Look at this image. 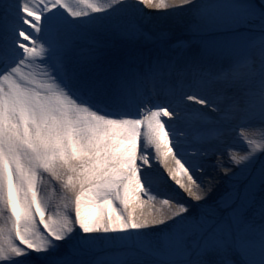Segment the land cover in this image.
<instances>
[{
  "label": "snow or ice",
  "instance_id": "obj_1",
  "mask_svg": "<svg viewBox=\"0 0 264 264\" xmlns=\"http://www.w3.org/2000/svg\"><path fill=\"white\" fill-rule=\"evenodd\" d=\"M74 3L0 0V264H67L58 249L74 237L76 251L89 250L100 237H147L161 225L162 239L179 244L194 229L206 238L205 250L232 242L253 257L249 264H264V229L258 248L237 238L245 230L240 201L257 172L264 187V152L258 168L256 156L232 157L239 175L225 171L239 184L215 202L223 216L207 206L212 187L201 191L197 175L217 152L242 145L238 129L253 119L264 127V0L258 13L245 0ZM142 5L160 16L189 11L193 31L233 35L203 41L188 61L105 64L77 52L86 31L134 36L136 25L124 17L151 18ZM257 16L258 46L236 31ZM151 148L164 179L201 202L199 216L170 198L159 200L156 214L144 210L155 199Z\"/></svg>",
  "mask_w": 264,
  "mask_h": 264
},
{
  "label": "rangeland",
  "instance_id": "obj_2",
  "mask_svg": "<svg viewBox=\"0 0 264 264\" xmlns=\"http://www.w3.org/2000/svg\"><path fill=\"white\" fill-rule=\"evenodd\" d=\"M246 1H247V3L253 5L256 8L257 13L259 12L260 6L258 4V1H256V0H254V1L253 0H246ZM70 2L74 3V0H70ZM93 2H95V1L93 0ZM96 3H102V0H98V2H96ZM74 7L77 8V10H78L79 7H83V6L77 5L74 3ZM157 11H160V10H155V11L154 10L149 11L148 9L144 10V12H146V13H152L153 14L151 16V18H145L144 16L140 15L139 13H129L124 17V19L127 22L134 23L138 29V31L136 32V34L134 36L129 37L130 39H132L131 41H129L130 46L140 47V50L141 49L144 50L145 48L143 45H145L146 47H148L150 49V53L152 54L151 50L156 49V47L159 44H162V45L164 44L163 41L160 42L159 40H157L158 36L162 40L164 37L163 35H167V37L177 36V38L179 39L180 37H183V35L188 34L191 36L195 35V38L198 37V39H202L200 37V35H202L203 32L193 31L192 25L189 26V22L193 21V16L189 11H183V12H180L178 14L171 15V16L156 15ZM249 24H251V25L254 24L256 27L259 28L258 16L251 23H245V24L238 25L236 31H238L239 33L246 36L247 34H246V32H243V30ZM181 29L185 30V31H179ZM174 31H177V32H175V35L172 33ZM93 33L95 34V39H93V40H96V41L97 40L102 41V38L104 39V37L106 35H111L112 38H117L119 41L125 40V42H126V40L129 39L126 37L122 38V36H120L118 34H115L112 32H107V31L94 30ZM157 34H158V36H157ZM204 34H205V38L206 39L209 38L208 40H210V34L211 33H204ZM230 34L233 35L232 32H230ZM224 38L226 39L227 37L224 36L223 39ZM227 39H229V38H227ZM120 44H121V42H120ZM137 50H139V49H137ZM139 51L137 52V54H139L141 52V51L140 52ZM147 52H149V51H146V54H147ZM150 53H148V54H150ZM258 58H259L258 53H256V61H257L256 66L257 67L259 66L258 65ZM36 73L38 74L37 71H36ZM256 120L257 119H253L251 121L252 127L258 123ZM252 127H249V129L251 128L250 130H252L253 129ZM245 130L246 129H244L242 131H244V133H245ZM238 131H240V130H238ZM261 138L262 139H260L258 141L253 136H246V133H245L242 145H237V147H236L237 151H239L240 154H236L235 157L237 159H239L240 156H247V155L256 156L257 159H256L253 167L258 168L259 162H260L259 153L264 152V135H262ZM233 149L234 148L231 149V151H232L231 154L234 156ZM153 155L154 154L152 153V157L154 158ZM241 163H243V161ZM223 166H224L223 168H228L229 170H232L233 173H235L237 170V167L239 165H237L232 159L227 164L224 163ZM152 169L153 170H151V172H153V173L158 172V171H164L165 166H164V164H161V165L157 164L156 166L154 165ZM224 174L226 176L222 177L219 181L220 182L219 186L215 187V191H218V192L222 191V195L226 191L232 190L234 185L239 184V182L234 178V176L227 175L225 171H224ZM236 175H239V174H236ZM228 181H230L229 186H227ZM152 195L156 196L153 193H152ZM142 199L147 200V197L146 196L142 197ZM219 199L220 198H217L214 200L217 201ZM237 203H239V202L237 201ZM240 204H241V208L239 210L243 212V217L248 216L247 215L248 212H250V214H251L252 211L256 209V207H258L260 209L259 211L258 210L257 211L258 212L261 211L260 213L262 214V217H264V209L261 208V205L264 204V187L261 186V177H260L259 172H257L256 174H254L252 176V180L245 190V198L241 199ZM251 204H253L252 208H250ZM214 208H216V206ZM217 210L222 212L223 215L225 214L224 210H222V209H217ZM190 214L194 215V216H199L197 214V210H195V208L191 209ZM176 227H177V229H179L183 226L178 224ZM162 228H163L162 225L158 226L157 233L150 232V234H148L147 237L138 236L137 237L138 241H135L133 239L130 241L129 244H127L125 246H123L121 240H118L119 239L118 237H116L117 239H111L110 238L109 240H103V241L97 239V242L94 245V247L89 249L88 251L90 252V250H94V251L96 250L97 252L100 253L104 249V247H107V245H109V244L111 246L116 247L115 249L112 248L109 251V253L102 251L103 254H109L112 256V257L111 256L107 257L108 261H112V259H113L112 264L113 263L114 264H121L123 262V260H125L127 258H132L135 262H137V264H209V263H214L215 260L222 261V264H236V257L233 256L231 253H229L228 250L230 251L231 248L235 249V250L236 249L239 250L242 248L239 244L229 242L228 244H226L223 247L224 249H227V252L225 253V255L223 257H221L220 253L215 252V250L217 248L209 247L208 249L205 250L202 247L203 243L206 242V238L203 237L198 231H196L194 229H186L185 239L183 240L182 243L178 244L174 240L170 241L167 239H162L160 237V235L158 234L159 230ZM245 230H248V228L245 227ZM245 230L243 232L239 231L240 234H238L237 238L239 239L241 236L245 235L246 239H247V243L249 245L255 247V248H258L259 243H260L261 231L260 230L257 231L252 236V238H250L249 237L250 231L246 232ZM103 242H104V244H103ZM104 245H106V246H104ZM67 246H69V245L63 244L58 250H63V247H67ZM182 250H184V253H180V251H182ZM72 254L73 253H71V255L70 254L67 255V257L73 258ZM75 254H77V253H75ZM115 256H117L118 259L115 258ZM60 257L63 258L62 255ZM210 257H212V259H209ZM154 258H156V260ZM252 258L253 257L250 256V259H252ZM65 259L66 258L64 256V260ZM257 259H258V257H257ZM153 260H155V261H153ZM81 263L86 264L85 261H81Z\"/></svg>",
  "mask_w": 264,
  "mask_h": 264
},
{
  "label": "bare ground",
  "instance_id": "obj_3",
  "mask_svg": "<svg viewBox=\"0 0 264 264\" xmlns=\"http://www.w3.org/2000/svg\"><path fill=\"white\" fill-rule=\"evenodd\" d=\"M95 3L98 2V0H94ZM254 1V0H253ZM258 1L259 6H261V0H256ZM124 2H126L127 4L131 5L134 2H136V0H124ZM245 2L247 3V1L245 0ZM111 3V0H102V4H104L105 6L109 5ZM258 6V7H259ZM143 8L148 9L146 5H142ZM144 9V10H145ZM149 11L154 10V9H148ZM155 11V10H154ZM193 24V21L189 22V26H191ZM185 26V25H184ZM245 30V31H244ZM243 32H246V36L245 37H250L252 38L256 45L258 46L259 41H260V28L256 27L254 24H249L244 28ZM178 31V30H177ZM172 32L175 35V32ZM179 31H185V30H179ZM94 30L92 31H86L83 35V38L77 41V52L79 54H83V55H89V54H95L98 57V62L101 63H113L115 61L118 60H128V59H139V60H143L146 62H152V61H161V62H170L173 60H181V61H188V60H192L194 58H196L201 50V45L202 42L205 40H208L209 38H205V34L203 33L202 35H200V37L202 39H198V37L195 38V35H183V37H180L179 39L177 38V36H169L167 37V35H163V40L161 38H159L158 34V39L160 42L163 41V45L159 44L156 49L151 50L152 54L150 53V49L148 47L144 46V50H140V47H136V46H130L129 41H131L132 39L129 38L123 41H119L117 38H112L111 35H106L104 37V39L102 38V41L97 40L96 42L92 43L93 39H95V34L93 33ZM172 35V34H171ZM197 35V34H196ZM227 37V38H231V34L230 32H216V33H211L210 34V40H221L223 39V37ZM176 37V38H175ZM207 37V36H206ZM124 38V37H122ZM226 38V39H227ZM225 39V38H224ZM178 41H184L186 42V46L182 47V48H177L174 47V45L178 42ZM121 42V44H120ZM155 43V42H154ZM132 44V43H131ZM142 46V47H143ZM154 46V45H153ZM139 49V50H137ZM91 51V52H89ZM140 52L139 54H137V52ZM146 51L147 52L146 54ZM150 53V54H148ZM258 53V51H257ZM124 54V55H123ZM105 56L104 60L103 57ZM123 55V56H122ZM102 56V59L100 60V57ZM44 67V66H43ZM44 71V68H43ZM45 78L44 75H37V78ZM232 93H230L231 95ZM225 117L226 118H231L230 113L225 112ZM258 123V125H254L252 128V130H250L249 128H246L245 133L246 136H253L255 139H257L258 141L261 138L262 135H264V127L260 126V121L257 119L256 120ZM239 130V129H238ZM242 131V130H240ZM189 150H191V146H188ZM237 145H235V147H233V151H234V156L236 154H240L239 151H237ZM231 151V150H230ZM227 152L224 154L223 157H221L219 155V152H217L216 155L211 157V161L209 164H207L206 167V171L203 175L201 174H197L198 178L202 181L203 185H204V189H201V191L206 190L209 186L212 187V191L208 193L207 197H206V202H207V206L209 207V209H215L218 213L219 216H222V212H220L219 210H217L216 208H214L216 206V201L214 199L220 198V196L222 195V191L218 192L215 191V187H218L220 184V179L224 176H226L224 174V171L228 168H223V164L224 163H228L230 160H232L233 155L231 154V152ZM151 153H153L154 158L152 157L153 160V165H161L164 164L161 162L160 159H157L155 156V149L151 148ZM257 165V164H256ZM239 166L237 167V170L235 172V174H239L238 172ZM153 170V169H152ZM155 171V170H154ZM226 172V171H225ZM151 175L153 177V190L149 193V195L155 194V199L148 202V204L145 207V211H149L152 212L153 214H156V209L161 208V205L159 204V200L163 199V198H170L173 202L180 200L184 203H186L190 209L195 208V210H197V214L200 215L205 209L201 207V202H197L194 200H191L190 197L187 196L186 193H183L182 190H179L178 187L174 184L173 181H171L170 178L168 179H164V177L167 176V170L165 168L164 171H158V172H151ZM229 182H227V186H229ZM199 194V191H198ZM210 200V201H209ZM147 201V200H146ZM249 203V202H248ZM253 207V204H251V207ZM256 207L255 210L252 211V213L250 214V212H248V216L244 217V224L245 227L248 228L247 231H250V238H252V236L257 232V231H261V229H264V217H262V214L260 212H258L260 209ZM258 210V211H257ZM158 231V226H153V231L152 233H157ZM238 234H240V232H237V236ZM138 235L137 234H131L130 236H122V237H118V240H121L123 246L127 245L130 243L131 240H135L138 241L137 239ZM110 238H105V237H100L98 238V240H109ZM111 239H117V238H111ZM117 242V241H116ZM104 244V242H103ZM66 245V244H65ZM67 247H63V250H58V254L59 256H64L67 262V264H82L81 261H85L86 264H112V261H108L107 257L111 256L109 254H103L102 251H105L107 253H109V251L112 248H116L114 246H111L110 244L107 245V247H104V249L99 253L96 250H90V252L88 250H80V251H76L75 249L79 248L77 239L74 237L71 241H69L67 243ZM106 246V245H104ZM118 246V245H117ZM176 246V245H175ZM107 248V249H106ZM216 249L215 252L220 253L221 257H223L225 255V253L227 252V249ZM230 249V251L228 250L229 253H231L233 256L236 257V264H249L250 261V255H247L243 248L239 249ZM89 252V253H88ZM73 256V258H68L67 255H71ZM77 253V254H75ZM111 253V252H110ZM180 253H184V250L180 251ZM76 256H75V255ZM104 255V256H103ZM195 255V254H194ZM193 255V256H194ZM100 256V257H99ZM103 256V257H102ZM112 257V256H111ZM115 258L118 259L117 256H115ZM132 258H127L125 260H123V262L121 264H137V262H135ZM156 260V258H154ZM209 259H212V257H210ZM120 260V259H119ZM122 260V259H121ZM153 260V261H155ZM114 264V263H113ZM209 264H222V261L220 260H215L214 263H209Z\"/></svg>",
  "mask_w": 264,
  "mask_h": 264
}]
</instances>
